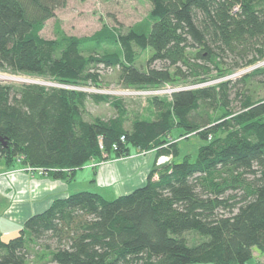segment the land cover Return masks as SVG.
Returning a JSON list of instances; mask_svg holds the SVG:
<instances>
[{
	"label": "trees",
	"instance_id": "obj_1",
	"mask_svg": "<svg viewBox=\"0 0 264 264\" xmlns=\"http://www.w3.org/2000/svg\"><path fill=\"white\" fill-rule=\"evenodd\" d=\"M145 1L152 7L146 32L121 36L103 26L78 37L56 23L54 38L45 39V22L66 0H0V71L87 85L99 82L102 66L118 68L125 88L159 89L190 77L207 81L211 68L222 78L264 59V0ZM256 75L264 68L238 80L244 89L222 80L172 91L169 100L152 97L153 117L130 127L120 99L0 84L4 167L22 158L70 182L87 162L131 150L171 157L155 160L141 187L112 200L88 191L55 199L17 236H0V264H34V246L47 264H250L254 251L264 255V98L249 89ZM88 99L109 103L116 115L86 120ZM192 134L201 141L195 155H180L176 140Z\"/></svg>",
	"mask_w": 264,
	"mask_h": 264
},
{
	"label": "rangeland",
	"instance_id": "obj_2",
	"mask_svg": "<svg viewBox=\"0 0 264 264\" xmlns=\"http://www.w3.org/2000/svg\"><path fill=\"white\" fill-rule=\"evenodd\" d=\"M152 7L151 4L145 0H66V4L63 7L57 8L54 12V17L47 20L44 24L40 35L45 39H53L54 27L58 23L61 29L67 34L72 36H90L96 31L100 30L103 26L114 31L117 35L125 36L130 30H134L138 33L146 32L149 29L148 14ZM105 48H102V51ZM138 51V48H134ZM118 51V49H117ZM264 51V45H263ZM151 52L146 50L140 54L136 61V67L139 69H145V62L150 56ZM227 65H232L235 60L228 58ZM156 67H160L161 64L155 63ZM100 80L97 84L87 85H62L49 78H42L36 76H27L23 74H14L9 71H0V84L1 85H40L46 88H63L86 92L88 94H101L107 95L112 99H120L124 108L127 111V120L125 122L126 127H130L133 120L137 118L151 119L153 117V111L150 105V98H167L170 99L172 91L179 89H191L205 86L207 84H216L222 80H231L236 82L237 88L244 89L242 83L238 82L246 74H250L253 70L258 68H264V59L256 62L255 64L242 68L234 69L230 74L224 77H216L214 69L211 68L207 81L202 83H195L194 78L190 77V80L186 85H179L176 87L164 86L159 89H134L125 88L118 83V68H104L99 67ZM184 69V68H183ZM185 70V69H184ZM202 77V76H201ZM7 78V79H6ZM264 76L256 75L253 77L252 82L249 85L250 91L253 93L255 100L264 98ZM257 81V82H256ZM246 89V88H245ZM233 93V92H232ZM233 98V97H232ZM86 111L89 115L85 116L86 120L93 117H101L108 119L116 115V111L111 107L109 103H94L88 99L86 104ZM232 109L238 110V102L232 103ZM189 136V135H188ZM179 137L178 145L180 148V155L189 154L193 155L197 147L201 144V141L196 135H190L189 137ZM176 137V136H175ZM131 157L120 158L118 161L131 165L129 170H135V165L139 166L140 162L146 167V172L152 166L153 161L156 160L157 164H161L167 160H170V156L156 157L153 151L142 152L134 155V150H131ZM195 155V154H194ZM136 156V157H135ZM22 159V158H21ZM21 159L16 164H21ZM179 160V158H178ZM117 161L114 158H106L100 161H89L80 169L75 171L73 179L69 182L70 193L78 191L94 192L101 195L106 200H112L118 193L114 185L101 184L94 176L95 171L103 164H111ZM22 166V170L23 167ZM142 169V168H141ZM128 170V171H129ZM40 175H46L45 171L38 173ZM136 185L129 187L128 189L138 188L144 184L147 173H142L139 167H136ZM142 175V176H141ZM133 176V175H132ZM141 178L138 182V178ZM124 181V180H123ZM131 181H134L133 179ZM120 183V182H119ZM122 183V182H121ZM126 182H124L125 184ZM130 183V182H129ZM14 237V236H9ZM8 238L7 240H9ZM41 254L38 247H32L28 256L29 261L34 264H47L45 260L40 261L38 256Z\"/></svg>",
	"mask_w": 264,
	"mask_h": 264
},
{
	"label": "crops",
	"instance_id": "obj_3",
	"mask_svg": "<svg viewBox=\"0 0 264 264\" xmlns=\"http://www.w3.org/2000/svg\"><path fill=\"white\" fill-rule=\"evenodd\" d=\"M131 156L133 154L129 157ZM122 161L123 159L121 161L117 159L114 163L103 164L94 173L101 184L114 185L118 196L136 189V187L128 189L136 185V167L144 174L149 171L146 172L143 162H140L139 166L135 165V170H129L131 165ZM22 166L15 164L7 168L0 163V236L4 241L11 239L9 236H17L23 223L30 216L47 209L55 199L65 198L71 194L69 182L25 172ZM132 179L134 181H131ZM139 180L140 177L138 182ZM250 264H264V255L254 251Z\"/></svg>",
	"mask_w": 264,
	"mask_h": 264
},
{
	"label": "built area",
	"instance_id": "obj_4",
	"mask_svg": "<svg viewBox=\"0 0 264 264\" xmlns=\"http://www.w3.org/2000/svg\"><path fill=\"white\" fill-rule=\"evenodd\" d=\"M23 171L28 172V173H35V172L41 173V172H44V170L41 169V168H32V167L27 166V165H25L23 167Z\"/></svg>",
	"mask_w": 264,
	"mask_h": 264
},
{
	"label": "water",
	"instance_id": "obj_5",
	"mask_svg": "<svg viewBox=\"0 0 264 264\" xmlns=\"http://www.w3.org/2000/svg\"><path fill=\"white\" fill-rule=\"evenodd\" d=\"M0 142H2V144H4V145H5V143L2 141V138H0Z\"/></svg>",
	"mask_w": 264,
	"mask_h": 264
},
{
	"label": "bare ground",
	"instance_id": "obj_6",
	"mask_svg": "<svg viewBox=\"0 0 264 264\" xmlns=\"http://www.w3.org/2000/svg\"><path fill=\"white\" fill-rule=\"evenodd\" d=\"M7 79V78H6Z\"/></svg>",
	"mask_w": 264,
	"mask_h": 264
}]
</instances>
